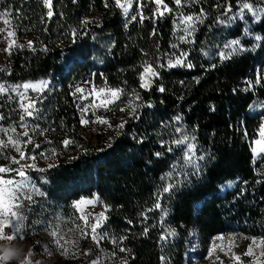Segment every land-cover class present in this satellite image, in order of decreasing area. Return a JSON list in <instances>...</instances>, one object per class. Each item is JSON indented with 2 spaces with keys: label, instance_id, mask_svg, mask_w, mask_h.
Returning a JSON list of instances; mask_svg holds the SVG:
<instances>
[{
  "label": "trees",
  "instance_id": "1",
  "mask_svg": "<svg viewBox=\"0 0 264 264\" xmlns=\"http://www.w3.org/2000/svg\"><path fill=\"white\" fill-rule=\"evenodd\" d=\"M248 1L264 7V0ZM0 2L10 9L20 41L10 50L6 67L0 68V80L48 77L55 82L30 118L44 137L40 149L55 152L54 160L43 172L29 173L65 216L74 212L71 204L82 196H96L107 206L101 232L108 237L104 242L110 252L117 253L115 264H185L191 228L198 231L203 249L217 234L241 236L245 247L251 239H264V157L256 158L251 151L264 122V80L255 83L264 75V40L255 39L264 37V16L245 36L240 23H228L246 0H182L181 6L164 0L173 11L163 17L154 15L157 6L151 0H144L143 15L149 19L143 23L139 16L129 22L113 0H108V8L103 0H53L51 18L42 0ZM229 4L231 12L226 11ZM186 15L203 21L196 23L191 42L180 39V20ZM85 19L92 23L82 25ZM234 39L246 50L221 61L220 51H228L223 45ZM183 51L195 67L159 69L160 77L150 89L140 87L144 61L167 64ZM84 80L122 89L139 105L132 114L115 110V126L127 121L119 136L113 127L108 137L97 135L92 143L77 133L79 113L70 90ZM249 81L253 86L245 91ZM177 127L196 138L198 175L183 162L181 151L169 153L161 145L179 138ZM65 139L71 141L67 146ZM156 152L164 154L157 158ZM227 180L235 181L234 187L222 192L220 185ZM168 183L176 186L159 197L162 210L155 209L157 194ZM172 229L175 236L160 239ZM121 236L127 237L122 245ZM121 246L131 253H120Z\"/></svg>",
  "mask_w": 264,
  "mask_h": 264
},
{
  "label": "rangeland",
  "instance_id": "2",
  "mask_svg": "<svg viewBox=\"0 0 264 264\" xmlns=\"http://www.w3.org/2000/svg\"><path fill=\"white\" fill-rule=\"evenodd\" d=\"M246 3L252 4L254 10L264 9L263 6H255L253 2L248 0H246ZM162 10H164V8L160 6V11ZM133 11L134 5L133 10L130 11L129 17L123 15L124 18L130 19ZM0 13H7V15L0 19V29H3V31H0V68H5L10 56L9 51H6V49L10 48L11 50L12 47L20 41L15 35L10 37L7 34L8 32L15 33V31L11 20V11L7 7L1 5V2ZM237 13L234 14V16H237ZM4 20H7L8 23H4ZM236 22L240 23L245 36L251 35L250 27L255 23H253L250 12L245 10L243 20L239 19L237 16L236 19H231L228 25L232 26L237 24ZM246 29L247 31H245ZM13 41L15 43H13ZM142 70L143 69H141V71ZM42 80L49 82L48 87L42 92L33 91L32 89L25 90L22 87L17 89V91L11 90L12 87L17 85H23L25 83L38 84V82ZM139 83L141 84L140 79ZM0 84L5 85V87L9 89V91L0 94V117H2V119H0V129L8 130L7 132L0 131V140L4 141V144L0 145V166L17 169L22 165H35V168L26 169L27 176L31 183L39 189V192L44 194L32 193V201H22L23 207L21 211L25 218L24 227L28 238L23 243L12 241L11 244H9L6 241H0V249H14L20 251V260L24 259L29 253V250L32 249L33 264H35L36 261H38L39 264H92L93 261H98V264H115V262L118 261L117 256L112 257L110 248L106 246L104 240L97 245L91 239L90 229L85 227L84 221L81 219L82 216L88 215L89 222H94V217L97 214L101 212L105 213V207L101 200L96 196H82L72 202L71 205L74 207V212L70 211V214L65 216L59 206H56L46 198V192H44L40 183L29 173L31 169L43 168L50 164L54 160L55 152L44 153L40 147H36V145H39L41 142L39 139H43L44 137H41L42 132L36 130L35 128L37 127H33L31 124L30 118L32 117L25 116V119L21 121L20 117L24 113L20 106L22 100L19 93H24L27 97L36 99L37 104L35 107L37 109L38 105L42 104V102L51 95L55 82L48 77H38L36 79H24L22 81L0 80ZM77 87L82 88L83 92H76ZM57 88H59V86H57ZM100 88L109 89L117 87L84 80L75 84L70 90L72 99L78 109L79 120L81 121L83 117L90 121L87 125H82L79 121V123L75 125V129L77 133L84 135L86 141L91 140L92 143L96 141L97 135L109 136V130L115 127V110L118 109V112H120L121 108L127 109L130 101L135 105L133 97L127 94L121 95L120 99L116 101L115 104L111 105L109 109L95 107L93 101L97 104L99 103L96 92H98ZM100 98H111L110 93L107 91L101 93ZM12 107L15 109H12ZM81 109L88 110L83 112ZM35 114L36 113H34V115ZM97 117L108 119L113 127L109 128L107 125L95 122ZM12 128H15V132L11 131ZM258 128H260V125ZM25 131H27L31 137L32 143L24 142L27 137L22 136L21 133ZM9 137L13 140H19L17 146L20 147L28 157L34 156L35 160L27 159L20 160L19 164L13 163V158L19 159V153L9 142ZM258 138L259 129L257 136L252 140V147L254 146V141ZM255 157L257 158L259 155ZM0 176H3L4 179H21L19 176H16L14 172L3 173L0 174ZM229 181L232 182L230 187L227 186V182ZM234 184L235 181H225L220 185L221 191L224 192V190L234 187ZM88 199H94L96 203L92 205L80 204L79 207L74 206L77 201H86ZM101 230L102 228L98 231L102 233ZM53 231L58 233L57 238H63L62 243L64 244V248L67 249L66 253L55 244V238L51 235ZM85 231L89 232L87 238L82 235ZM9 232L10 230L6 229V233ZM198 236V231L195 228H191L189 240L187 242L188 251L185 254V264H241V262L242 264H264V257L260 256V253L264 251V244L260 243L261 238H254L256 241L255 243H253V239H251L250 243L245 247L241 236H223L217 234L211 237L208 247L203 249ZM249 246L252 247L253 256L245 255ZM85 252L89 254L85 255ZM236 256L240 257V261L235 260ZM11 264H19V261L13 259L11 260Z\"/></svg>",
  "mask_w": 264,
  "mask_h": 264
},
{
  "label": "snow or ice",
  "instance_id": "3",
  "mask_svg": "<svg viewBox=\"0 0 264 264\" xmlns=\"http://www.w3.org/2000/svg\"><path fill=\"white\" fill-rule=\"evenodd\" d=\"M44 6L47 8V17L51 18L54 13H53V0H42ZM76 0H73V3H75ZM157 7L155 9L154 15H159L163 17L165 13H171L173 10L167 6V4L164 3V0H151ZM104 7L108 8L109 3L108 0H103ZM114 6L121 9L122 13L125 17H129L130 11L133 10V5L134 3L137 6V14L136 15H131L129 22L136 21L137 16H139V20L141 23L145 19H149V17H145L143 15V7H144V0H113ZM175 5L181 6L182 0H174ZM163 5L164 11H160V6ZM245 10L251 13L253 23H259L262 20V16H264V9H257L254 10L252 4L250 3H241L239 12L237 13V16L239 19L243 20L244 19V14ZM227 12H231V4L228 5ZM203 13V10H201V14ZM7 13H0V19H2ZM237 16H233L232 19H236ZM197 22L202 23L203 21L201 20L200 16H191V15H186L182 16V19L180 20V24L183 25L182 31L183 35L180 37V39L184 42H191L189 41V37H191L195 31V25ZM4 23H8L7 20H4ZM82 25H88L92 23V21L85 19L81 21ZM221 23H224V21H221ZM127 27V25H125ZM0 31H3V29H0ZM247 31V29L245 30ZM8 36H14V32H8ZM73 36H75L76 30L73 29L72 31ZM152 35H155V31H153ZM255 39L257 41H262L264 40V37L261 36H256ZM13 43H15L13 41ZM32 41L28 42V47H31ZM11 47V45H10ZM17 47H23V45H17ZM173 48H176L177 45H172ZM224 49H227L228 51H220L219 57L221 61L231 59L232 56L235 54H238L239 52H243L246 49L241 45L240 40L234 39L226 44L223 45ZM6 51H9L10 54V48L6 49ZM189 53L187 51H183L180 53L179 56L175 57V59H168L167 64L160 63L159 59H156L152 62L144 61L142 64V71L139 74V79L141 81L140 87L143 89H150L155 82L156 79L160 77V71L159 69L162 68H175V67H186V68H193L195 67L194 64L191 63V61L188 59ZM216 65H212V67H215ZM264 80V75H258L257 79L255 81L256 84H260L261 81ZM196 82L199 83V79L196 78ZM48 81H39L38 84H33V83H25L23 85H17L12 87V91H17L19 88H24L25 90L32 89L33 91H43L45 88L48 87ZM183 83V82H181ZM249 88H246L245 91L250 90V88L253 86L252 82L249 81ZM158 90L160 92H164L165 88L163 86H159ZM9 91L5 85L0 84V94L5 93ZM110 93L111 98H100L101 93L105 92ZM235 91V90H234ZM76 92H83L82 88L77 87ZM22 103H21V108L23 109V113L20 117L21 121L25 119V116L27 117H33L34 113L38 112V109H36V104L37 100L33 98L27 97L24 93H19ZM123 95V90L122 89H117V88H100L98 92H96V96L99 98V103L97 104L95 101H93V105L95 107H102L104 109H109L111 105L115 104L116 101H118ZM135 99L140 100V96L138 94H135ZM147 106H151L150 104ZM137 107L139 105L134 106L132 102H129V105L127 109L121 108L120 111H129L130 114L135 113ZM88 109H81V111L86 112ZM214 110V107H213ZM138 118V117H134ZM2 119V117H0ZM176 121L181 120V116L177 115L175 117ZM81 124L82 125H87L90 123L89 120L84 119L83 117L81 118ZM100 124L107 125L109 128H112L113 125L110 123V121L106 118L102 117H97L96 121ZM127 121H122L119 125H116L117 129V136L121 134V131L125 127V124ZM23 126V125H22ZM0 131H5L7 132L8 130L5 129H0ZM11 131L15 132V128H12ZM176 133H179V138L174 139L171 141V144H168L165 141H161L162 147L165 148V150L169 153L173 152L174 149L179 150L182 152L183 156V162L187 165H190L192 168L195 169L193 172L194 175H198L201 171V168L199 164L196 162V151H197V146L194 143L195 141V136H189L185 130H182L180 127H177L175 129ZM22 136L27 137V139L24 141L25 143H32L31 137L29 136L28 132L25 131L21 133ZM9 142L16 148V151L19 153V159L13 158V163L19 164L20 160H27V159H32L35 160V157H28L25 152L18 147L17 145L19 144V140H13L11 137H9ZM142 142V138H141ZM69 143H71L70 140L65 139L63 141V144L67 146ZM4 141L0 140V145H3ZM111 143L107 145V147H111ZM38 148L39 145H36ZM103 151V150H101ZM252 153L254 154V157L259 155L261 157H264V122L260 124L259 128V138L254 141V146L251 148ZM164 153L162 152H156L154 155L159 158L163 155ZM199 160H203L204 157L200 156L198 158ZM54 165H49V167H53ZM27 168H35V165H22L20 168L17 169H12L4 166H0V174L3 173H9V172H14L16 176H19L21 179L16 180V179H4L3 176H0V241H6L9 244H11L12 241H17L20 243H23L27 238V233L25 232V227H24V216L22 214V201L28 200L32 201L33 200V195L32 193H38L40 195H44L43 193L39 192V189L35 187L34 184L31 183L30 179L27 176L26 169ZM37 171L43 172V168H38L36 169ZM168 177L172 176V172H169ZM161 179H164V177H161ZM232 185V182L229 181L227 182V186L230 187ZM176 185L173 183H168L166 186L162 188V191L159 192L158 195V200L157 203L154 205L155 209H161L162 210V205L159 201V197L163 196L164 194L169 193L174 189ZM96 200L94 199H88L86 201L81 200L77 201L76 204L74 205L75 207H79L80 204H95ZM105 210H107V206H105ZM153 209H149L148 211H152ZM167 215V212L164 211V216ZM141 216L146 218V213H141ZM81 219L84 221L85 227L87 229H90V234H91V239L98 245L102 240L107 239L108 237L106 234L100 233L98 230L101 229L104 225V222L107 220V216L105 215L104 212H101L97 214L94 217V222H89L88 215H84L81 217ZM163 220V217H161ZM129 224H131V221H128ZM6 229L10 230L9 233H6ZM148 229L145 228L144 230V235H147ZM51 235L55 238L54 242L57 245V247L63 249V251L66 253L67 249L64 248V244L62 243V237L57 238L58 233L56 231H53ZM82 235L87 238L89 235V232L85 231L82 233ZM176 231L175 229L170 230L166 235H161L160 239L161 240H166L168 236H175ZM126 236H121L119 237V243L122 245L123 241L126 240ZM117 240L113 238L111 240V243L113 245L117 244ZM255 239H253V243H255ZM261 244H264V239H261L260 241ZM215 247V245H214ZM118 251L120 253H131V249L126 248V247H119ZM32 252L33 250L30 249L29 253L22 259L19 264H33L32 261ZM85 255H88V252L84 253ZM112 257H116L117 253L115 251L112 252ZM211 255V253H210ZM247 256H253V250L252 247L249 246L248 251L245 253ZM261 257H264V251L260 253ZM161 260L163 261L164 258L162 257ZM236 261H240V257L236 256L235 257ZM0 264H11V259L5 257L4 255H0ZM35 264H39L38 261L35 262ZM92 264H98V261H93ZM121 264H128L127 260H122ZM242 264V262H241Z\"/></svg>",
  "mask_w": 264,
  "mask_h": 264
},
{
  "label": "clouds",
  "instance_id": "4",
  "mask_svg": "<svg viewBox=\"0 0 264 264\" xmlns=\"http://www.w3.org/2000/svg\"><path fill=\"white\" fill-rule=\"evenodd\" d=\"M0 255H4L5 257L13 260H17V261H21L20 260V251H17V250H14V249H8V250H5V249H0Z\"/></svg>",
  "mask_w": 264,
  "mask_h": 264
}]
</instances>
